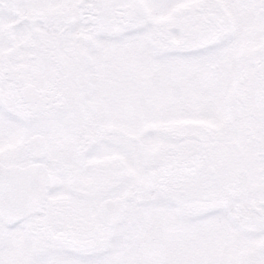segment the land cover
I'll use <instances>...</instances> for the list:
<instances>
[{"label":"snow or ice","instance_id":"snow-or-ice-1","mask_svg":"<svg viewBox=\"0 0 264 264\" xmlns=\"http://www.w3.org/2000/svg\"><path fill=\"white\" fill-rule=\"evenodd\" d=\"M0 264H264V0H0Z\"/></svg>","mask_w":264,"mask_h":264},{"label":"flooded vegetation","instance_id":"flooded-vegetation-1","mask_svg":"<svg viewBox=\"0 0 264 264\" xmlns=\"http://www.w3.org/2000/svg\"><path fill=\"white\" fill-rule=\"evenodd\" d=\"M13 15L15 16V15H17V13L14 12Z\"/></svg>","mask_w":264,"mask_h":264}]
</instances>
